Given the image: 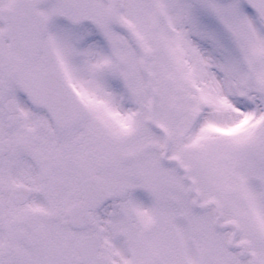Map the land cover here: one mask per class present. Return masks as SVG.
<instances>
[{
  "label": "snow or ice",
  "instance_id": "1",
  "mask_svg": "<svg viewBox=\"0 0 264 264\" xmlns=\"http://www.w3.org/2000/svg\"><path fill=\"white\" fill-rule=\"evenodd\" d=\"M0 264H264V0H0Z\"/></svg>",
  "mask_w": 264,
  "mask_h": 264
}]
</instances>
